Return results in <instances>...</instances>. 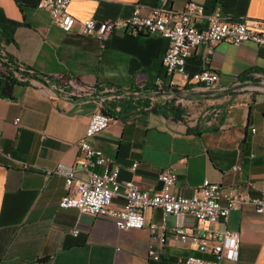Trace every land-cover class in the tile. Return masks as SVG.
I'll return each instance as SVG.
<instances>
[{"label":"crops","instance_id":"1","mask_svg":"<svg viewBox=\"0 0 264 264\" xmlns=\"http://www.w3.org/2000/svg\"><path fill=\"white\" fill-rule=\"evenodd\" d=\"M37 1L0 0V29L9 38L1 40L0 56L26 76L10 95L0 94V264H180L188 254L209 257L173 231L177 224L188 234L204 231L206 224L190 215L167 218L160 256L154 259L147 254L148 225L161 224L159 208L143 211V228L120 230L109 217L59 207L66 188L55 170L78 167L77 142L90 115L103 110L111 120L89 142L120 167L121 181L134 179L141 189L155 192L158 173L171 165L178 194L190 196L208 179L223 191L259 196L264 191V48L220 42L207 60L206 46L195 47L187 73L208 68L218 74L215 88L206 89L184 81L178 72L166 73L161 60L167 38L116 32L101 47L77 24L87 18H126L136 5L145 14L159 0H70L67 10L77 20L70 31L53 24ZM188 1L204 4L206 12L219 8L229 21L264 28V0L168 4L180 9ZM71 78L95 86L97 95L69 94L66 81ZM158 78L164 92L177 90L181 117L148 111L143 100L137 101L140 95L149 105ZM133 162L138 163L135 171ZM122 203L118 197L112 206ZM207 228L240 234L238 259L221 264H264V212L243 204L230 211L226 222Z\"/></svg>","mask_w":264,"mask_h":264},{"label":"built area","instance_id":"2","mask_svg":"<svg viewBox=\"0 0 264 264\" xmlns=\"http://www.w3.org/2000/svg\"><path fill=\"white\" fill-rule=\"evenodd\" d=\"M70 0H38L36 6L46 10L51 22L64 31H70L77 20L68 10ZM198 22H206L199 26ZM80 32L84 35H93L104 46V40L113 33L120 32L128 36L143 34L158 35L169 40L168 48L162 56V64L167 74L178 72L184 81H193L206 89H214L218 74L208 68L189 74L186 71L187 58L192 50L203 45L207 48L206 59L213 53L215 46L220 42L240 44L252 42L264 48V28H253L245 22H232L223 17L219 8L210 12L205 11L202 3L188 1L180 9L169 6L168 0H159V4L152 6L143 14L140 5H136L130 16L96 20L87 18L78 23ZM0 62H6L5 58ZM0 66L2 64L0 63ZM20 81L26 79L16 72ZM261 77V76H259ZM264 77V76H263ZM264 79V78H263ZM48 81V80H47ZM68 93L83 97H92L96 88L71 78L66 81ZM163 91V80L158 78L154 92ZM176 93V89L170 90ZM139 95V94H138ZM165 94H153L150 97V108L154 104L169 99ZM111 116L103 110L93 112L85 128L84 135L77 142L79 149L78 167L58 166L55 172L64 177L66 193L59 200V207L76 208L81 213L92 216H106L113 219L120 230L141 229L144 227L143 211L148 208L161 210V224L151 222L148 225L150 233L147 245V254L150 258L160 256L158 243L163 235V226L169 216L181 218L190 215L208 227L216 222H226L231 210L243 204H251L257 213L264 212V191L257 197L248 194L240 195L234 188L222 190L219 183L208 179L195 189L192 195L184 196L176 192L178 182L177 173L173 166L162 169L157 179L160 189L155 192L141 189L134 179L121 181L120 167L113 163L101 149L94 147L89 138L105 129ZM16 118L14 124H18ZM3 150L0 145V155ZM137 162L131 165L135 171ZM118 197L123 198L119 207L112 203ZM197 230L188 234L179 224L173 231L182 242L196 245L209 257L188 254L180 258V264H221L223 259L237 260L239 256L240 234L237 230L225 228L223 230ZM77 230H74L76 233ZM212 246L209 248V244Z\"/></svg>","mask_w":264,"mask_h":264},{"label":"trees","instance_id":"3","mask_svg":"<svg viewBox=\"0 0 264 264\" xmlns=\"http://www.w3.org/2000/svg\"><path fill=\"white\" fill-rule=\"evenodd\" d=\"M2 39H5L6 41L9 40L8 35L0 29V42ZM5 58L6 62H0L2 66L0 67V94L1 95H10V91L12 86L15 83H18L20 80L16 76L17 73H21L24 75V72L16 66V64L7 58V56H0V61L1 59ZM247 75H243L242 78H245ZM243 81V80H241ZM137 101L143 100V105H147V99L139 97ZM176 98H169L165 99L163 101H160L153 106H151L148 111H153V112H161L163 114L170 113L174 118H179L181 117V114L183 113L180 107L175 103Z\"/></svg>","mask_w":264,"mask_h":264},{"label":"water","instance_id":"4","mask_svg":"<svg viewBox=\"0 0 264 264\" xmlns=\"http://www.w3.org/2000/svg\"><path fill=\"white\" fill-rule=\"evenodd\" d=\"M263 81H264V79H263ZM242 85H244V84H240L239 86H237V88H240ZM153 94H159V95L165 94V95L169 96L170 98H176V93H172V92L157 91V92H153ZM153 94H151V95H153Z\"/></svg>","mask_w":264,"mask_h":264}]
</instances>
